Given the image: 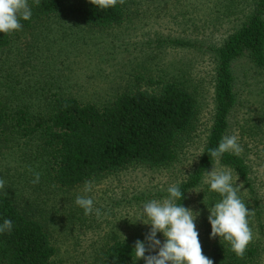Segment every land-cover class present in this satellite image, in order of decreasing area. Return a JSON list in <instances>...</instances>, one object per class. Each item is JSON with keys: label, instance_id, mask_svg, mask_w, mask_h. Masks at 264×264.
Returning <instances> with one entry per match:
<instances>
[{"label": "trees", "instance_id": "1", "mask_svg": "<svg viewBox=\"0 0 264 264\" xmlns=\"http://www.w3.org/2000/svg\"><path fill=\"white\" fill-rule=\"evenodd\" d=\"M69 1L28 0L33 15L31 20L21 21L23 27L29 29L59 15ZM75 1L83 22L95 28L121 25L129 16L119 0L110 7L98 6V0ZM192 2L187 6L194 7L193 19L201 18L203 23L193 22V40L171 42L193 47L200 54L206 51L212 58L215 112L200 165L181 185L183 196L185 199L188 190L200 185L216 162L208 150L218 146L225 135H236L242 151L239 155L225 153L219 162L255 195L254 173L264 165V0ZM233 16L240 23L229 29L227 24ZM12 42V34L0 33V50L10 48ZM243 60L247 69L241 79L235 69ZM147 81L149 88L130 89L101 104L55 93L43 110L12 102L11 95L0 96V134L24 141L17 145L22 151L19 160L31 166L20 172L28 176L24 193L14 196L0 190V222L4 218L13 222L11 232L0 233V264H52L57 254L49 229L52 218L48 202L40 199L47 190L54 197L61 190L105 173L137 164L161 167L176 159L178 140L192 127L194 130L198 101L190 83L175 76H152ZM250 81L257 90H247L245 85ZM245 97L250 98L251 107L235 123ZM36 156L41 164H32ZM34 171L41 173L38 184L32 183ZM59 208L62 204L53 203L56 213H65L58 212ZM75 208L67 209L68 221L81 220ZM260 224L264 238V225ZM133 249L128 242H113L106 249L105 264H133ZM206 256L213 264H257L262 253L257 244H249L245 254L237 256L227 242L216 237L208 245Z\"/></svg>", "mask_w": 264, "mask_h": 264}, {"label": "rangeland", "instance_id": "2", "mask_svg": "<svg viewBox=\"0 0 264 264\" xmlns=\"http://www.w3.org/2000/svg\"><path fill=\"white\" fill-rule=\"evenodd\" d=\"M119 1L127 7L129 16L118 26L86 25L79 3L70 0L59 15L12 33L10 48L0 50V96L11 95L12 102L39 110L47 106L55 93L101 104L113 101L130 89L149 88L147 79L152 76H175L190 83L194 91L198 101L197 121L194 130L192 127L178 140L176 159L170 164L161 167L137 164L94 179V190L88 195L100 209L99 217L85 216L74 203L77 195L84 194V184L61 190L54 197L47 190L40 199L48 202L52 218L49 229L57 248L52 264H105L106 249L113 242L125 241L135 246L137 239L144 241L150 226L139 221L133 223L131 219L140 215L144 202L165 197L169 185L181 186L188 181L200 165L213 124L212 58L206 51L200 54L193 47H180L171 42L193 40V22L203 23L201 18L193 19L194 7L187 6L190 1L193 4L192 0ZM235 17L229 19L227 28L240 23ZM246 69V61L238 62L237 76L243 79ZM245 87L251 91L256 89L253 81ZM249 101V97L243 99L235 123L251 107ZM22 142L18 136L2 138L0 134L2 190L14 196L28 189V176L20 174L31 167L19 160L22 151L17 145ZM32 164H41L39 156ZM213 164L208 172L214 166L217 170H231L220 162ZM231 172L240 185L239 194L251 211L249 224L254 239L250 244H257L262 253L257 264H264V238L260 233V223L264 225V165L258 166L254 173L255 195ZM205 176L206 173L197 188L186 192L183 200L185 207L200 213L196 228L204 255L213 241L209 235L208 208L219 199L218 194L208 190ZM26 197L30 198L29 193ZM53 203L62 204L57 211L65 213H56ZM70 206L76 207L80 221L67 220L66 211ZM158 239L163 242V235L158 234ZM135 264H144V261Z\"/></svg>", "mask_w": 264, "mask_h": 264}, {"label": "clouds", "instance_id": "3", "mask_svg": "<svg viewBox=\"0 0 264 264\" xmlns=\"http://www.w3.org/2000/svg\"><path fill=\"white\" fill-rule=\"evenodd\" d=\"M38 2V0H37ZM116 0H98V6L110 7ZM32 7L28 0H0V33L12 34L23 28L21 21L31 20ZM242 151L236 135H225L218 146L208 150L212 160L219 162L225 153L239 155ZM211 160V161H212ZM214 165V164H213ZM41 173L33 172V184L40 183ZM205 183L208 190L218 194L219 199L209 208L208 220L211 225L210 238L219 237L227 242L237 256H243L254 239L249 224L250 212L240 193V185L234 181L231 170L206 171ZM95 187L94 180H85L82 195L75 197V205L85 216H100V209L89 193ZM4 181L0 180V190ZM183 189L178 184L167 187V195L161 199H151L143 203L140 215L134 220L150 226L145 240L137 239L132 252L134 264L140 260L144 264H213V260L203 254L196 220L200 213L187 208L181 202ZM13 222L4 218L0 222V233L11 232ZM158 234L164 237L163 242ZM147 253V254H146ZM155 253V254H151Z\"/></svg>", "mask_w": 264, "mask_h": 264}]
</instances>
